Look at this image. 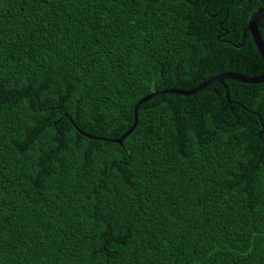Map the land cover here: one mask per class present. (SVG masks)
Wrapping results in <instances>:
<instances>
[{
  "label": "trees",
  "instance_id": "trees-1",
  "mask_svg": "<svg viewBox=\"0 0 264 264\" xmlns=\"http://www.w3.org/2000/svg\"><path fill=\"white\" fill-rule=\"evenodd\" d=\"M264 0H0V264H264ZM264 46V18L257 21Z\"/></svg>",
  "mask_w": 264,
  "mask_h": 264
},
{
  "label": "water",
  "instance_id": "water-1",
  "mask_svg": "<svg viewBox=\"0 0 264 264\" xmlns=\"http://www.w3.org/2000/svg\"><path fill=\"white\" fill-rule=\"evenodd\" d=\"M261 18H264V8L258 9L257 11H255L250 16L248 23H247V28L245 31H249V33L253 39V42L257 48V51L259 52V54L261 56L263 66H264V46H263V43L261 41L259 32L257 30V21ZM224 79H232V80L238 81V82L243 83V84H262V83H264V73L261 76L254 77V78H249V77H245V76L238 75V74H232V73L221 74V75H218V76L208 80L207 82L203 83L201 86H199L197 89H195L193 91L185 92V91H176V90H166V91L154 92L152 94H149L137 102V104L135 105V107L133 109V124H132V126L118 141H116V143L121 145L123 140L133 132L134 128L137 125L138 107L142 103L147 102L148 100H150V99H152L158 95H162V94H166V93H175V94H179V95H183V96L195 95L197 92L203 90L204 88H206L207 86H209L210 84H212L214 82H218V83L223 84Z\"/></svg>",
  "mask_w": 264,
  "mask_h": 264
}]
</instances>
